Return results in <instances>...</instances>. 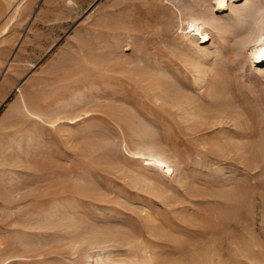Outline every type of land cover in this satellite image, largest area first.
Here are the masks:
<instances>
[{
  "label": "rangeland",
  "instance_id": "obj_1",
  "mask_svg": "<svg viewBox=\"0 0 264 264\" xmlns=\"http://www.w3.org/2000/svg\"><path fill=\"white\" fill-rule=\"evenodd\" d=\"M260 2L0 0V264H264Z\"/></svg>",
  "mask_w": 264,
  "mask_h": 264
},
{
  "label": "bare ground",
  "instance_id": "obj_2",
  "mask_svg": "<svg viewBox=\"0 0 264 264\" xmlns=\"http://www.w3.org/2000/svg\"><path fill=\"white\" fill-rule=\"evenodd\" d=\"M213 2L215 3L214 11L211 10L213 13L211 12L209 15V13L206 12L205 17H209L210 19H212V21H215V19H217V17L214 15L215 10L216 11L222 10V9L226 8L228 5L230 6L232 4V0H213ZM252 4L253 5L247 9H243L240 7L234 8V9L232 8L235 26L230 31L228 30V27L230 28L231 26L225 27V30L223 32L227 33L225 36H229L232 38L233 49L235 50L236 54H238V55L243 54L244 55V63H246V64H241V66L239 67L240 71H248L249 73L256 75V76H259L260 78L264 79V4H262L261 2L257 3V4H254V3H252ZM217 24L218 25H216V26L222 25L221 23H217ZM223 39H224V37H223ZM194 47L196 49L194 51V53H199L201 51L200 47L198 45H195ZM85 62H88V61L85 59ZM203 64H204V62H203ZM195 68H196L195 70L199 73L200 72L203 73L205 71L203 69H200L199 66L195 67ZM201 68H202V66H201ZM141 70L144 71V73H149V75L153 74L148 69H144V67H141ZM202 75L203 74H201V75L197 74V77L195 78V80L199 83L203 82L204 78L206 76H202ZM153 79L156 81L155 83L159 86H170L171 85V84H169V81H166V83L161 82L159 76L155 75L153 77ZM162 95L164 97H170L171 99H173L174 102L176 103V106L179 107L180 104H178V103L180 102V96H176V97L172 96L170 94L168 87H165V89L162 91ZM120 104H121V102H120ZM225 106L228 107V109L226 107L224 109L222 108V110L219 111L220 115H224V113H227L228 110H230L229 105H225ZM93 241H94V239H93Z\"/></svg>",
  "mask_w": 264,
  "mask_h": 264
},
{
  "label": "snow or ice",
  "instance_id": "obj_3",
  "mask_svg": "<svg viewBox=\"0 0 264 264\" xmlns=\"http://www.w3.org/2000/svg\"><path fill=\"white\" fill-rule=\"evenodd\" d=\"M169 171H171V170L169 169Z\"/></svg>",
  "mask_w": 264,
  "mask_h": 264
}]
</instances>
